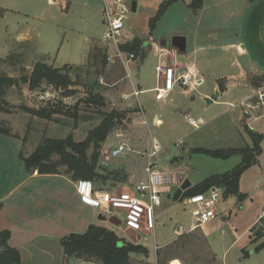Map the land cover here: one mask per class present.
Listing matches in <instances>:
<instances>
[{
  "label": "rangeland",
  "instance_id": "obj_1",
  "mask_svg": "<svg viewBox=\"0 0 264 264\" xmlns=\"http://www.w3.org/2000/svg\"><path fill=\"white\" fill-rule=\"evenodd\" d=\"M36 1L43 10L42 14L41 11L33 10L35 3H31V0L6 1L21 7L23 11L20 13L25 12L26 16L8 13L5 20H0V58L3 60L0 63V75L5 74L18 79L28 77L34 61L50 64L55 68L69 64L71 68L61 70L68 73V86H56L46 80L34 88H29L27 83H19L17 87H9L0 95V127L24 137L23 154L30 155L44 137L61 139L71 135L75 142H80L99 124L102 112L116 111L121 114L122 119L114 123L99 152L98 168L102 174L113 177L115 171H119L117 175L120 176L114 181L108 179V185L115 183L116 180L118 182L119 178L124 176L128 186H133L137 181L144 179L147 153L152 149V138H155L160 146L153 157L158 167L166 171L181 169L184 180H188L191 186H195L210 175L231 170L240 162L239 155L220 159L191 153L193 147L210 150L239 148L245 145L240 133L246 137L250 135L238 122L220 124L221 121L225 122L226 115L220 116L224 106L215 103L207 105L203 96L197 92L194 93V98L186 99L179 93L181 88L176 85L166 100L157 101L154 92L146 90L137 98L142 113L139 112L136 117L135 112L140 109L136 98L129 94L133 88L150 89L156 84L154 67L157 62V51L154 49L148 51L150 44L147 47L142 46L138 53L135 52L137 55L135 61L128 64V69L117 58H113V62L103 63L104 65L101 64L100 58L94 63L83 65L87 60L89 47L90 49L98 47L105 52V48L99 42L104 31L100 11L101 0H70L66 10H62L60 4L46 6L45 3L42 5L40 0ZM133 1L138 3L135 12L131 10ZM143 1L123 0L128 7L124 19V32L127 33L128 39L139 37L142 44L149 41L148 36H142L147 30L148 16L155 15L150 8L142 5ZM183 10L185 8L180 3L170 5L166 9L152 31L155 43L159 42L160 36L177 24ZM19 34L30 41L31 50L23 44L22 50L13 51L14 41L18 39ZM187 50L190 54V47ZM111 51L112 48L109 49V53ZM183 60L187 61L184 52H178L177 62ZM127 73L129 77L126 76ZM210 80H207L201 89H207L211 94ZM92 93L102 96L104 101L102 107L87 101ZM42 107L50 109L55 107L60 113L53 114L50 119H44L24 110V108L38 110ZM177 108L182 112L190 111L194 119L203 118L207 121L206 124L198 129L192 128ZM135 117L136 121L145 118L148 125H139L134 121ZM154 117L161 118L163 124L155 126L152 122ZM258 120L253 126L263 135L260 143L262 153L259 156V163L242 173L246 179L245 184L242 183V189L246 192L245 198L239 202L234 196L223 198L219 206L222 211L235 209L230 218L223 220L219 216L209 226L199 229L204 234L211 232L209 237L211 250H208L206 241L198 230L187 233L192 222L188 207H184L179 200L172 201L171 198L162 195L161 206L156 211L154 233L141 234L137 240V244L147 248L148 255L130 254L131 264H168L172 258L178 259L182 264H264V249L255 252L254 248L259 241L250 243L251 233L244 232L258 213L263 219H260L257 227L264 225V116ZM2 140L0 136V173H8L9 169H12L13 161L7 154V146ZM122 140L127 143L129 150L116 157L107 158L109 145L114 147ZM91 151L92 147L88 149V154ZM52 159H58L57 155H53ZM65 169L64 166L58 168L62 173ZM14 170L16 171V167ZM127 170L130 171L129 174ZM132 172L134 173L131 177ZM66 175L71 178V174ZM7 181L2 180L0 187L6 185ZM75 181L85 182L81 179ZM91 211L94 224H101L112 230L121 243L133 242L120 225L98 220L97 216L101 213L98 208H91ZM112 212V216L119 221L124 220L123 213ZM178 225L182 227L184 233L176 236L174 229ZM86 231L87 228L78 234ZM256 231L257 228L254 229L252 237L256 235ZM234 238H237L235 245L230 246ZM263 240L264 238L261 239ZM154 244L159 249H155ZM243 250L248 251V256H243ZM56 263L59 264L58 260H53L51 264Z\"/></svg>",
  "mask_w": 264,
  "mask_h": 264
},
{
  "label": "crops",
  "instance_id": "obj_2",
  "mask_svg": "<svg viewBox=\"0 0 264 264\" xmlns=\"http://www.w3.org/2000/svg\"><path fill=\"white\" fill-rule=\"evenodd\" d=\"M6 1L8 0H0V20H5L8 13H18L22 16H26L25 12L20 13L23 11L21 7ZM31 1V3H35L33 5V10L41 11L42 14L43 10L39 7L37 1ZM163 1L165 0H144L142 5L150 8L153 13H156L159 5ZM191 2L192 0H175L171 4L180 3L184 6L185 10H183V14L179 17L177 24H174L172 29L168 30L167 33H164L159 38L160 42L162 39H169L167 37H170V39L173 36L184 37L185 49L183 52L184 58L187 59L188 62L183 60V62L179 63L176 57V65L180 67L182 72L190 71L197 77L202 78V83L196 87L194 91H182L180 89L179 93L187 99L189 97L194 98V93L197 92L203 96L204 100L211 99L208 103L206 102L207 105L215 103L224 106L220 116L226 115L225 122L221 121L220 124L224 125L227 122H238L240 125H243L245 129L249 131L250 135L246 137L244 134L240 133L241 139L245 145L239 148L250 146L252 144V137L256 134H262L254 129L253 124L258 122V119L263 116L253 112L250 117H243L239 106L232 107L230 104H237L239 101L249 97L253 89L257 88L251 85V77L264 76V0H202L201 6L198 9L190 7L189 5ZM40 3H42V5L45 3L46 6H56L60 4V8L66 10L70 4V0H40ZM137 4L138 3H136L135 11L137 10ZM151 17H153V15L148 16L147 30H145L142 35L148 36L149 41L148 43H143L142 46L147 47V45L150 44L148 51L153 49L157 51L156 56L158 62L160 58V45L159 42H156L159 45L157 46L153 39V34L152 32L149 33L148 28V20ZM49 18H51V16ZM101 19L103 24L102 16ZM14 44L13 51L22 50L23 44L30 50L32 46L30 41L20 34L18 39L14 41ZM88 45L89 44H87V46ZM189 47L190 54L187 53ZM89 50L90 47L88 48V53ZM144 58H142V60ZM37 62L38 61H34L33 65ZM87 63L88 57L83 65ZM64 67L70 66L69 64H64L59 68L62 69ZM209 79H211L210 82L212 83L211 92L214 94H210L207 89H201V86ZM153 88L140 90H143V92L146 90L151 91ZM216 92L217 94L215 96ZM138 96H134L140 109L135 112L136 117L139 112L142 113V107L137 100ZM178 112L182 114L183 118L186 113L191 115L188 110L182 112V110L178 109ZM136 117L134 121H136ZM197 119L203 121L200 127L207 122L200 117ZM142 120L140 119L136 122L141 126L148 125L145 118V124L142 123ZM152 122L155 126H161L163 124V120L159 117H154ZM252 132L255 134L252 135ZM0 136L3 138L2 142L7 146V154L13 161L12 169H9L8 173H0V184L2 180H8L6 185L0 187V231L5 229L9 230L10 238L8 243L11 247L19 251L21 264H39L41 262L51 264L53 260H58L59 264H100L99 261L94 259L87 261L79 258H66L63 253V237L71 233L83 232L89 225L94 224L92 216L93 211H91V208L97 207L92 201L82 195L78 186V181L73 180L62 172L41 174L37 170H28L20 156L21 154L26 156L23 154L25 145L24 137L21 134L11 132L10 134L0 132ZM154 144L160 149L155 138H152L151 145L153 146ZM17 154H19L18 157ZM258 163L259 157L257 164ZM15 167L16 171L14 170ZM127 172L129 174L130 171L127 170ZM133 173L134 172L131 173V177ZM144 173V179L137 181L138 183L145 180V169ZM243 175L244 174H241L240 176L238 187L241 193L246 194L242 189V183L245 184L246 181ZM59 180L60 182H58ZM137 182L133 186L138 184ZM118 184L122 185V187H129L126 183ZM173 193L174 192L164 193L162 195L172 200V196L170 195ZM160 206L156 208V211ZM234 210V208L228 209L226 210L228 216L225 217L221 215L220 217L223 220L228 219ZM260 219L263 218L261 214L258 213L244 230V232L249 231L251 233L250 243L259 241L255 248L264 241H261L264 235L259 240L252 241V233L254 231H252L251 228L254 226L256 228ZM214 220L194 229L198 230L202 235V238L206 241L208 250H211L209 240L211 232L204 234L203 232L201 233L199 229L207 225L209 226ZM194 230L189 227L187 233ZM127 231L128 230L125 232L127 233ZM182 233H184L182 227L180 225L176 226L174 234L179 236ZM132 237L136 240L132 243L140 245L137 244V240L140 239L139 235L134 233ZM237 237H239V235ZM236 239L237 238H234L231 241L230 246L235 245ZM154 248L159 249L155 244ZM145 250L146 255H148L147 248H145ZM129 264H131L130 258Z\"/></svg>",
  "mask_w": 264,
  "mask_h": 264
},
{
  "label": "trees",
  "instance_id": "obj_3",
  "mask_svg": "<svg viewBox=\"0 0 264 264\" xmlns=\"http://www.w3.org/2000/svg\"><path fill=\"white\" fill-rule=\"evenodd\" d=\"M175 0H165L159 7L155 15L148 20L149 33H151L156 25V22L164 14L166 9ZM202 0H192L189 5L193 9H198L201 6ZM142 41L139 37H134L120 45L123 52H139L142 47ZM103 49L93 47L88 53V63H94L100 58L101 64H105L106 54ZM136 54V53H135ZM3 60L0 58V63ZM103 64V65H104ZM64 67L62 69H66ZM60 68H55L42 62H37L33 66L30 76L13 78L0 75V95L5 92L9 87H17L19 83L28 85L29 88L38 86L42 81L54 84L56 86H68L67 80L68 73H61ZM250 83L253 87H259L264 84V76L251 77ZM88 102L96 104L99 107L104 105L103 98L98 93H92L87 99ZM24 110L33 115L44 119H50L53 114L60 113L59 109L55 107L40 108L38 110H31L24 108ZM121 114L116 111L109 113H101V120L99 124L91 129L84 140L75 142L71 135L66 138L53 139L44 137L35 150L28 156L20 155L25 167L28 170H37L41 174H54L60 173L58 168L64 166L66 169L63 173L71 174L73 180L81 179L91 181L95 187L100 189H107L109 187L107 180L115 178L120 175L119 171L110 177L109 174H102L98 168L100 148L106 141V138L113 127L114 123L121 120ZM0 132L10 134L7 128H1ZM262 135L256 134L252 137V144L242 148H228L210 150L202 147H194L190 151L192 154H202L212 158L226 159L234 155L241 157L240 162L231 170L225 171L220 174H213L203 179L195 186H191L183 192V195H192L208 190L212 186H220L223 189V196H235L236 200L242 201L245 194L239 191V179L241 174L250 166L257 164L258 157L262 153L261 148ZM92 147V151L88 154V149ZM57 155L58 159L53 160L52 156ZM126 177L119 178L118 182L125 183ZM107 183V185H106ZM105 187V188H104ZM256 235L253 236L252 241H257L264 235V225L256 227ZM255 226L251 228L252 231L256 229ZM10 238L9 230L0 231V264H21L19 251L11 247L8 243ZM63 253L66 258H79L84 260H97L100 264H129L130 253H145L146 250L141 245L133 243H121L116 234L102 225L91 224L88 226L87 231L78 234L71 233L62 240ZM264 249V241L261 242L255 251ZM247 251H243V256L246 257Z\"/></svg>",
  "mask_w": 264,
  "mask_h": 264
},
{
  "label": "built area",
  "instance_id": "obj_4",
  "mask_svg": "<svg viewBox=\"0 0 264 264\" xmlns=\"http://www.w3.org/2000/svg\"><path fill=\"white\" fill-rule=\"evenodd\" d=\"M101 3L104 31L99 42L105 48L106 60L113 62V58H117L128 69V64L135 61L137 56L135 53L123 52L120 49L121 44L131 40L124 32V19L128 7L123 0H101ZM110 48H112L111 53H109ZM177 53L178 50L174 47H160V58L154 67L156 85L151 89L157 101L166 100L176 85L182 91H194L202 83V78L190 71H181L176 65ZM126 76L129 77V73ZM142 92L143 90L133 88L130 95L137 97ZM230 105L239 106L243 117H250L253 112L264 116V85L253 89L249 97ZM184 118L193 128H199L203 124L202 120L194 119L188 113ZM142 123L145 124L146 121L143 119ZM128 150L127 143L122 140L114 147L109 145L106 157H116ZM158 151V147L154 144L147 153L146 178L135 186L122 187L117 183L114 187L100 189L91 181L78 183L82 195L92 201L101 213L114 218L116 217L112 216V211L123 213L124 220L119 221L122 230H132L139 237L141 234L154 233L155 211L161 204L162 194L174 192L185 181L181 169L166 171L158 167L153 160ZM223 198V189L219 186H212L204 192L192 195L184 196L182 193L178 200L184 207H188L191 213L190 229L194 230L221 215L228 216V212L222 211L219 207Z\"/></svg>",
  "mask_w": 264,
  "mask_h": 264
},
{
  "label": "water",
  "instance_id": "obj_5",
  "mask_svg": "<svg viewBox=\"0 0 264 264\" xmlns=\"http://www.w3.org/2000/svg\"><path fill=\"white\" fill-rule=\"evenodd\" d=\"M136 9V2L133 1L132 2V6H131V10L134 12ZM160 47L162 48H167L169 46H172L174 48H176L178 50V52H183L185 47H184V37L181 36H173L171 37V39H162L159 42ZM69 69L71 67H68ZM61 73H64V71H60ZM217 92L215 93L216 96ZM211 99H205V101L208 103V101ZM255 133L252 132V135H254ZM114 184L116 185V183H111L109 185V187H113ZM191 186V183L188 180H185L178 188H176V190L174 191V193L172 194V200L173 201H177L179 199V197L182 195L183 191H185L186 189H188ZM98 220L100 221H107L110 224L113 225H119V220L114 218V217H108L106 214L104 213H99L98 214ZM128 235L131 237L132 241H136L132 235L136 232L132 231V230H128L127 231Z\"/></svg>",
  "mask_w": 264,
  "mask_h": 264
},
{
  "label": "bare ground",
  "instance_id": "obj_6",
  "mask_svg": "<svg viewBox=\"0 0 264 264\" xmlns=\"http://www.w3.org/2000/svg\"><path fill=\"white\" fill-rule=\"evenodd\" d=\"M168 264H182L178 259L172 258L168 261Z\"/></svg>",
  "mask_w": 264,
  "mask_h": 264
}]
</instances>
